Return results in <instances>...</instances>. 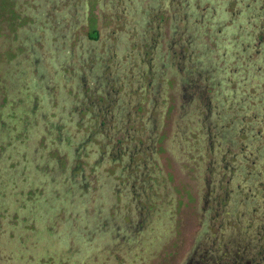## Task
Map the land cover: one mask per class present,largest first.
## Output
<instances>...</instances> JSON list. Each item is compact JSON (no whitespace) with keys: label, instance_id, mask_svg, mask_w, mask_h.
Listing matches in <instances>:
<instances>
[{"label":"rangeland","instance_id":"1","mask_svg":"<svg viewBox=\"0 0 264 264\" xmlns=\"http://www.w3.org/2000/svg\"><path fill=\"white\" fill-rule=\"evenodd\" d=\"M0 264H264V0H0Z\"/></svg>","mask_w":264,"mask_h":264},{"label":"trees","instance_id":"2","mask_svg":"<svg viewBox=\"0 0 264 264\" xmlns=\"http://www.w3.org/2000/svg\"><path fill=\"white\" fill-rule=\"evenodd\" d=\"M90 38L93 40H96L98 38V33L96 31L93 32L92 37H90Z\"/></svg>","mask_w":264,"mask_h":264}]
</instances>
